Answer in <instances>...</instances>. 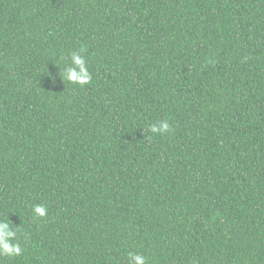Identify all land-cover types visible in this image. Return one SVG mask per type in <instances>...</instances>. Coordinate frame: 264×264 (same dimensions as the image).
Instances as JSON below:
<instances>
[{
  "label": "trees",
  "instance_id": "trees-1",
  "mask_svg": "<svg viewBox=\"0 0 264 264\" xmlns=\"http://www.w3.org/2000/svg\"><path fill=\"white\" fill-rule=\"evenodd\" d=\"M0 220V264H264V0H0Z\"/></svg>",
  "mask_w": 264,
  "mask_h": 264
},
{
  "label": "clouds",
  "instance_id": "clouds-1",
  "mask_svg": "<svg viewBox=\"0 0 264 264\" xmlns=\"http://www.w3.org/2000/svg\"><path fill=\"white\" fill-rule=\"evenodd\" d=\"M86 49L82 46L78 52H73L72 60L76 68L67 72L64 79L73 84L81 86L90 84L92 76L87 68L86 61L80 53ZM150 132L153 134L165 135L173 131L172 126L168 121L161 120L156 124L150 125ZM34 217H44L47 214V209L43 205H35L32 209ZM17 233L14 232L8 222L0 220V256H19L22 253V248L16 241ZM128 264H147L146 257L129 252Z\"/></svg>",
  "mask_w": 264,
  "mask_h": 264
}]
</instances>
